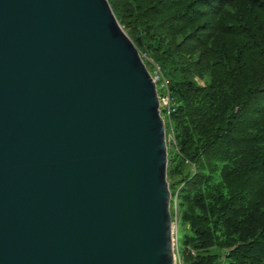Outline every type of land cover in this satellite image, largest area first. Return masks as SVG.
<instances>
[{"label": "water", "instance_id": "1", "mask_svg": "<svg viewBox=\"0 0 264 264\" xmlns=\"http://www.w3.org/2000/svg\"><path fill=\"white\" fill-rule=\"evenodd\" d=\"M165 133L107 0H0V264H174Z\"/></svg>", "mask_w": 264, "mask_h": 264}, {"label": "trees", "instance_id": "2", "mask_svg": "<svg viewBox=\"0 0 264 264\" xmlns=\"http://www.w3.org/2000/svg\"><path fill=\"white\" fill-rule=\"evenodd\" d=\"M107 1L168 81L186 261L264 264V0Z\"/></svg>", "mask_w": 264, "mask_h": 264}, {"label": "rangeland", "instance_id": "3", "mask_svg": "<svg viewBox=\"0 0 264 264\" xmlns=\"http://www.w3.org/2000/svg\"><path fill=\"white\" fill-rule=\"evenodd\" d=\"M157 67L158 66H156V65H154V66L147 65V70L149 73H151V75L153 77H155V73H157V69H156ZM159 70H160V68H159ZM162 82H163V80L161 78L159 81L156 82V91H157V95L159 97H162V96L167 95V94L169 95L168 89L166 91L165 88L161 87ZM167 88H168V86H167ZM169 97H170V95H169ZM170 110H171V98H170L169 109L167 110L166 108H163V109H161V112H160L161 117L163 118L164 123H165L166 133L170 132V123H169V118H168V114H169ZM166 133H165V135H166ZM167 147H168L167 152H169V153H173V151L175 150V145H171V146L167 145ZM174 202L176 203V206L178 209V211H177L178 220H177V227H176L177 246H178L181 257H184L186 250L188 248H190V246L188 245V242H187V238L190 236L191 233H190V230L188 229V226L186 225V223L184 222V220L182 218V207L177 204L176 198H174V197L172 198V202H170V213L173 216V219L175 217ZM219 254H221L223 256L224 252H222V253L220 252ZM185 262L189 263L186 261V259H185ZM217 262L222 263L223 262L222 258H218Z\"/></svg>", "mask_w": 264, "mask_h": 264}, {"label": "built area", "instance_id": "4", "mask_svg": "<svg viewBox=\"0 0 264 264\" xmlns=\"http://www.w3.org/2000/svg\"><path fill=\"white\" fill-rule=\"evenodd\" d=\"M157 73H155V77L152 78L156 84L157 81L160 80V78L163 80L161 87L165 88L167 91V86H168V81L162 76L159 68L157 67ZM158 100H159V110L161 112V109L166 108L167 110L169 109L170 106V97L169 95H164L162 97L158 96ZM166 137V145L173 143L174 144V136L173 133L170 132L168 133ZM170 202H172V196L170 198ZM174 206H175V217L173 219V216L171 215V231H172V252H173V261L174 264H190V263H186L185 262V256L186 255H194V251L191 248H188L185 252L184 257H181L178 246H177V237H176V227H177V220H178V214H177V206L176 203L174 202Z\"/></svg>", "mask_w": 264, "mask_h": 264}]
</instances>
